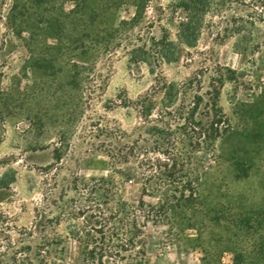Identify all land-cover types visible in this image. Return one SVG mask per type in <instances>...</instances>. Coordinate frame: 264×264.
Listing matches in <instances>:
<instances>
[{"label": "rangeland", "instance_id": "1", "mask_svg": "<svg viewBox=\"0 0 264 264\" xmlns=\"http://www.w3.org/2000/svg\"><path fill=\"white\" fill-rule=\"evenodd\" d=\"M220 69L229 130L192 152V204L161 207L141 164L160 157L158 115L135 102L194 74L204 93ZM100 177L153 209L139 213L148 264H264V0H0V264L37 254L36 220L78 264L73 183Z\"/></svg>", "mask_w": 264, "mask_h": 264}, {"label": "trees", "instance_id": "2", "mask_svg": "<svg viewBox=\"0 0 264 264\" xmlns=\"http://www.w3.org/2000/svg\"><path fill=\"white\" fill-rule=\"evenodd\" d=\"M135 7L139 13L144 2H136ZM191 27L194 30V26ZM159 53L163 58L166 50L160 47ZM223 69L230 73L228 68ZM226 79H229L228 74L218 70L212 75L209 88L202 93L194 89L200 83V78L194 74L182 84L165 81L136 100L135 106L144 118L151 117L154 110L158 115L148 126L147 134L152 137L151 149L160 157L154 161L146 159L141 164H145L146 169H153L152 174L162 181L159 185L161 207H185L196 197L198 177L191 175L188 165L195 149L212 148L229 130L228 118L218 101L220 87ZM189 90H194V94L187 104ZM158 94H161L159 98ZM111 152L108 151V155L114 158L121 150L115 151L114 155ZM73 185L83 196V203L77 206L75 216L80 217L82 223L86 222L78 226L75 234L80 247L78 264H148L139 213L148 219L153 209L151 212L142 199L134 204L123 200L114 191L115 182L109 178L75 180ZM147 190V186L142 187V192ZM39 223L40 220H36L33 229L42 233L36 245L37 254L22 259L11 256L9 262L64 264L62 243L52 239L45 230L46 226Z\"/></svg>", "mask_w": 264, "mask_h": 264}]
</instances>
